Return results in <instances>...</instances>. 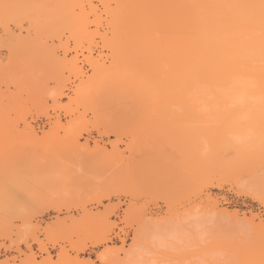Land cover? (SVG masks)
<instances>
[{"label":"rangeland","instance_id":"1","mask_svg":"<svg viewBox=\"0 0 264 264\" xmlns=\"http://www.w3.org/2000/svg\"><path fill=\"white\" fill-rule=\"evenodd\" d=\"M263 20L264 0H0V264H264V101L224 97L213 53Z\"/></svg>","mask_w":264,"mask_h":264},{"label":"bare ground","instance_id":"2","mask_svg":"<svg viewBox=\"0 0 264 264\" xmlns=\"http://www.w3.org/2000/svg\"><path fill=\"white\" fill-rule=\"evenodd\" d=\"M217 45L215 48L219 50L213 53L218 56L223 72L224 97L255 101L258 106L264 101V20L244 27L232 22ZM15 56L13 50L6 54L7 59Z\"/></svg>","mask_w":264,"mask_h":264}]
</instances>
